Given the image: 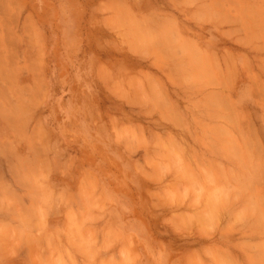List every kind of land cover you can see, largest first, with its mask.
<instances>
[{
  "label": "rangeland",
  "instance_id": "1",
  "mask_svg": "<svg viewBox=\"0 0 264 264\" xmlns=\"http://www.w3.org/2000/svg\"><path fill=\"white\" fill-rule=\"evenodd\" d=\"M14 1L25 9L41 0ZM107 1L54 0L65 21L75 18L84 27L106 14ZM140 1L165 11L172 10L167 4L190 2ZM207 1L209 22L189 27L195 40L171 31L156 41L172 70L155 85L158 102L124 109L114 102L120 94L116 80L113 101L95 105L97 114H105L96 121L99 129L107 139L115 135L113 145L124 141L128 147L127 164L120 166L116 150L107 158L108 171L97 170L113 181L126 177L130 200L127 215H107L106 205L103 214L90 215L97 205L82 189L75 201L80 215L66 217L78 225L87 260L81 254L82 264H264V0ZM22 14L10 17L13 26ZM215 19L220 22H211ZM27 33L33 38L28 44L12 42L8 53L0 52L2 102L15 95L35 103L45 90L40 66L45 57L36 54L40 35ZM109 42L120 47L119 40ZM4 46L7 41L0 40ZM112 60L119 63L118 55ZM175 63L187 70H173ZM75 155L64 146L58 160L79 161L82 175L92 159Z\"/></svg>",
  "mask_w": 264,
  "mask_h": 264
},
{
  "label": "crops",
  "instance_id": "2",
  "mask_svg": "<svg viewBox=\"0 0 264 264\" xmlns=\"http://www.w3.org/2000/svg\"><path fill=\"white\" fill-rule=\"evenodd\" d=\"M220 2L216 7L222 12ZM166 7L172 10L165 11L153 2L109 0L106 14L97 21L88 20L84 27L75 18L65 21L54 0H41L39 5L31 2L25 9L14 0L0 1V40L9 45L0 52L8 53L12 42L28 44L33 38L27 32L34 31L40 35L36 54L45 57L41 58L43 67L40 63L45 90L35 103L28 96L25 100L15 95L9 102L0 100V264L87 262L80 248L78 225L66 219L80 215L75 201L82 189L87 190V201L97 205L90 208V215L103 214L104 205L109 206L104 212L107 215H127L130 199L123 187L127 178L121 175L113 181L104 174L113 151H119L121 167L127 164L123 154L127 158L128 147L124 141L119 147L113 145L115 135L110 133L107 139L99 129L96 121L105 114H97L95 105L113 101L111 89L116 80L120 94L114 102L124 109L131 104L158 102L155 85L166 78L164 72L172 70L164 62L166 49L156 41L167 39L171 31L176 37L195 40L190 25L198 28L209 22L207 0ZM21 13L20 22L13 26L10 17ZM112 39L119 40L120 47L113 49ZM95 40L97 43L90 42ZM113 55H118L119 63H113ZM183 67L175 63L173 70H187ZM64 146L78 160L81 153L92 159L83 166L82 175L79 161L58 160ZM98 168L104 170L103 175Z\"/></svg>",
  "mask_w": 264,
  "mask_h": 264
},
{
  "label": "bare ground",
  "instance_id": "3",
  "mask_svg": "<svg viewBox=\"0 0 264 264\" xmlns=\"http://www.w3.org/2000/svg\"><path fill=\"white\" fill-rule=\"evenodd\" d=\"M187 43V42H186Z\"/></svg>",
  "mask_w": 264,
  "mask_h": 264
}]
</instances>
